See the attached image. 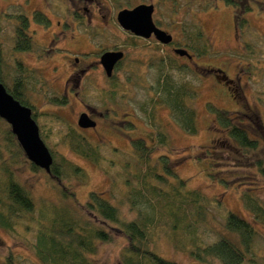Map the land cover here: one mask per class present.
Wrapping results in <instances>:
<instances>
[{
    "label": "rangeland",
    "instance_id": "rangeland-1",
    "mask_svg": "<svg viewBox=\"0 0 264 264\" xmlns=\"http://www.w3.org/2000/svg\"><path fill=\"white\" fill-rule=\"evenodd\" d=\"M248 1L252 10L244 14L245 22L237 26L234 6L223 0L214 7H209V0H0V44L8 64L3 70L10 74L8 83L18 76L19 67L29 71L27 92L37 104L34 103L39 110L36 121L56 161L65 156L89 174L85 183L75 177L64 181L75 190L80 203H85L91 191L105 193L120 206L126 218L134 217L124 198L128 187L123 183L122 172L125 167L136 172L132 141L141 138L153 148L154 158L162 154L171 157L178 178L187 182V188L199 189L221 201L220 207L210 206L212 216L201 224L199 234L203 241L213 243L227 233L238 243V236L227 232L224 226L226 212H235L257 229L253 249L242 264H264V223L246 210L242 200L243 193L251 191L264 204V173L258 164L264 166V0ZM142 3L154 4L153 19L173 35L174 46L155 37L138 39L137 46L127 43L129 32L119 24L118 12ZM76 9L87 14L91 24L75 22L71 13ZM36 12L44 13L48 23L36 20ZM21 14L29 18V32L34 31L32 52L15 50L16 18ZM196 25L202 27L210 50L206 55L193 51L191 59L177 55L173 48L189 49L188 35ZM93 29L99 32L94 34ZM114 45L126 49L127 57L113 77L106 75L102 65H74L73 54H69L70 50L91 51V60L97 57L92 51ZM48 46L54 47V56L46 52ZM172 62L188 69L183 74L173 70L174 78L192 80L198 91L192 102L198 112L199 128L194 135L186 132L166 107L158 108L157 124L142 110L156 94L160 70H166L164 67ZM75 70H80V75L71 80ZM70 86L79 96L65 92ZM211 104L230 111L236 123L258 139L257 148L248 154L241 149L222 127ZM84 106L96 117V127L83 129L78 125ZM158 124L168 135V145L157 142ZM3 126L0 125V153L11 161L15 177L29 189L36 208L44 201H59V183L47 171L31 168L19 142H7L1 131ZM73 127L97 146L103 156L100 164L80 156L65 141L67 131ZM130 178L135 181L132 175ZM29 218L21 219L14 231L0 227V259L11 255L15 264H38L34 248L36 225H30ZM126 243V238L117 233L112 242H99L97 252L89 256L94 264H122L121 250ZM152 245L164 257L181 264H221L215 258L203 263L176 250L165 231Z\"/></svg>",
    "mask_w": 264,
    "mask_h": 264
},
{
    "label": "trees",
    "instance_id": "trees-1",
    "mask_svg": "<svg viewBox=\"0 0 264 264\" xmlns=\"http://www.w3.org/2000/svg\"><path fill=\"white\" fill-rule=\"evenodd\" d=\"M209 1V7H214L218 0ZM223 1L234 6L237 26L245 22L244 14L252 10L248 0ZM34 18L42 23L49 21L42 12H36ZM20 19H23V25L22 28L17 25L15 31V50H33L34 43L29 42L30 37L29 43L26 42L27 34L24 32L28 27L29 18L23 14ZM132 45L137 46V43L133 42ZM210 46L202 27L194 26L186 42L189 53L194 51L198 55H206ZM3 57L0 44V80L16 99L31 107L36 120L39 110L27 92L29 71L19 63L22 66L18 68L20 73L8 83L7 76L10 77V74L3 73L4 65H8ZM176 64L172 62L164 67L166 70H160L155 86L156 94L150 99L148 107L142 110L157 124L155 119L158 108L166 107L172 118L186 132L194 135L198 133L199 128L198 112L192 102L197 98L198 91L192 80L184 76L180 79L174 78L173 70H179L182 74L188 70L187 66ZM65 101L66 99L63 100ZM211 107L229 137L235 140L241 149L248 154L257 148L258 139L252 138L246 128L237 124L236 117L230 111L214 105ZM6 122L0 117V125H5L1 128L2 133L9 144H17L11 126L9 128ZM157 130L158 144L168 145V135L160 124ZM40 132L44 138L46 135L43 134V129ZM64 139L69 141L68 145L80 156L97 164L101 163V152L81 131L70 128ZM132 142L137 169L132 172L125 167L126 171L122 172L125 174L123 183L128 187L124 198L130 204V213L135 214L131 219L126 218L120 206L107 198L105 193L91 191L85 203H80L75 190L65 185L64 181L66 178L68 180L75 177L85 183L89 174L83 166L65 156L56 161L53 152L54 162L51 172L47 173L59 183L61 199L44 201L37 209L29 189L15 177V172L10 167L11 161H7L0 153V227L14 231L21 219L30 217L29 224L36 225L34 248L38 264H94L89 255L97 252L99 242H112L117 233L127 240L121 250L122 264H181L164 257L153 247L152 243H155L159 234L164 231L176 250L187 253L200 262L208 263L211 258H215L221 264H242L247 260L257 234L254 224L235 212H226L224 226L227 232L238 236V243L229 238L227 233H223L213 243H205L199 229L201 224L207 223L209 215L212 216L210 206L216 204L220 207L221 201L211 199L199 189L187 188V182L178 178L176 164L168 154L154 158L153 148L149 147L144 139L137 138ZM258 164L264 173V166ZM31 168L35 171L42 169L32 162ZM131 175L135 181L130 178ZM242 200L246 210L257 221L264 223L262 201L251 191L244 192ZM0 264H15V260L11 255H7L0 259Z\"/></svg>",
    "mask_w": 264,
    "mask_h": 264
},
{
    "label": "water",
    "instance_id": "water-1",
    "mask_svg": "<svg viewBox=\"0 0 264 264\" xmlns=\"http://www.w3.org/2000/svg\"><path fill=\"white\" fill-rule=\"evenodd\" d=\"M154 10V4L142 3L133 8L120 10L117 20L125 30L145 38L155 35L159 42L169 44L173 41V35L156 25L153 19ZM175 53L192 58V55L185 48H176ZM122 57V52H106L103 54L102 64L108 76H112L115 64ZM0 117L10 124L12 132L28 159L50 173L54 157L41 136L40 127L33 117L31 107L16 99L1 80ZM78 125L82 128H89L96 126V122L84 112L79 117Z\"/></svg>",
    "mask_w": 264,
    "mask_h": 264
},
{
    "label": "flooded vegetation",
    "instance_id": "flooded-vegetation-1",
    "mask_svg": "<svg viewBox=\"0 0 264 264\" xmlns=\"http://www.w3.org/2000/svg\"><path fill=\"white\" fill-rule=\"evenodd\" d=\"M12 3H10V4H7L6 5V7H9L10 5H11ZM145 4H147V3H145ZM149 4V3H148ZM2 9V8H1ZM84 9H86V10H88V8H86V7H84ZM71 10V9H70ZM2 12L3 13H6L3 9H2ZM71 15H72V17H74L76 20H75V22H84L86 25H89V24H91V18L87 15V14H83V13H80V10L79 9H76V10H74L72 13H71ZM23 16V14H21V15H19L16 19H17V23H18V26H19V28H22V21H23V19L21 20H19V18L20 17H22ZM90 22V23H89ZM58 24L60 25V26H62V22L61 21H59L58 22ZM67 24H69V23H67ZM70 25V24H69ZM157 25V24H156ZM158 26V25H157ZM77 28V27H76ZM161 28V27H160ZM163 29V28H162ZM163 30H165V29H163ZM89 30L87 29V32H88ZM128 31V30H127ZM166 31V30H165ZM26 34H27V37H26V42H28V39H29V37H30V39H29V42H33V38H34V31L33 32H29V29L27 28L25 31H24ZM92 32H94V34H97V32H99V31H97V30H95V29H93V31ZM129 32V37L128 38H130V41H128L127 43H131V44H133V42H136L137 43V40L138 39H148V38H145V37H142V36H138V35H136V34H134L133 32H131V31H128ZM168 32V31H167ZM169 33V32H168ZM152 37H155V35H152L150 38H152ZM155 39H156V37H155ZM157 40V39H156ZM158 41V40H157ZM28 42V43H29ZM174 37H173V41L171 42V43H169V45H171V46H174ZM165 45H168V44H165ZM54 48V47H53ZM53 48H51V46L49 47L48 46V48H47V51L46 52H48L49 54L50 53H52V51H53ZM174 49V52H175V49L176 48H173ZM32 52L31 50H24V52ZM97 52H95V51H92V53H94V54H97V57H96V59H91V60H88L89 59V55L91 54V51H85V52H72V50H70V52H69V54H73V57H72V61H73V63H74V65H102V67H103V64H102V56H103V54L104 53H106V52H122L123 53V57L115 64L116 66H115V68H114V70H113V74H112V76H108L107 75V73H106V75L108 76V77H113L114 76V73H115V69H117L120 65H122L123 64V62L125 61V59H126V57H127V51H126V49H122V48H120V47H118V46H106V47H100V48H98V50H96ZM56 53H52L51 54V56H54ZM187 57V56H186ZM193 58V57H192ZM191 59V58H190ZM87 60H88V62H87ZM103 69H104V67H103ZM105 70V69H104ZM83 71V70H82ZM75 72V75L74 76H72L70 79L72 80V79H75V78H78L77 76H79L80 75V70H75L74 71ZM106 72V71H105ZM78 74V75H77ZM77 75V76H76ZM70 91H72V87L70 86L68 89H66V93H68V92H70ZM73 92V91H72ZM73 94H76V96H79V92H73ZM81 100V99H80ZM82 101V100H81ZM83 102V101H82ZM86 109H85V111H81V113H87L89 116H90V118L92 119V120H94L95 122H96V124H97V120H96V117H94V115H93V113H91L90 111V109L88 108V106H84ZM98 112V111H97ZM100 113V112H99ZM94 127H96V126H94ZM82 128V127H81ZM90 128H93V127H89V128H83V129H90Z\"/></svg>",
    "mask_w": 264,
    "mask_h": 264
}]
</instances>
